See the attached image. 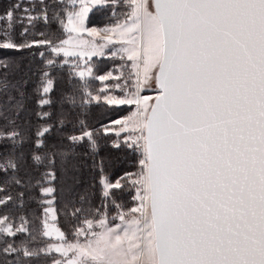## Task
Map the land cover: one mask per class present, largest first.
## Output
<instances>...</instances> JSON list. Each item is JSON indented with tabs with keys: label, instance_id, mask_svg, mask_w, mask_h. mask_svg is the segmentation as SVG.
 <instances>
[{
	"label": "snow or ice",
	"instance_id": "snow-or-ice-1",
	"mask_svg": "<svg viewBox=\"0 0 264 264\" xmlns=\"http://www.w3.org/2000/svg\"><path fill=\"white\" fill-rule=\"evenodd\" d=\"M20 8L13 5L0 20L14 24ZM94 8H109L114 16L118 9L126 11L102 35L86 27ZM31 11L36 14L26 17L29 24L55 21L67 37L58 43L29 41L24 27L20 35L25 39L19 43L5 31L0 51L46 45L53 54L39 52L46 65L37 88L40 106L52 103L55 77L49 69L69 64L66 58L76 61L69 76L79 78L77 91L87 97L82 104L134 106L126 118L112 121L118 128H95L81 119L79 134L67 137L69 147L89 144L96 151L102 135L127 133L113 146L123 144L142 158L138 171L126 172L115 183L103 182L105 198L111 199L113 188L130 186L138 203L117 217L97 209L69 239L58 227L57 190L50 186L57 179L58 158L66 154L59 151L62 145L50 148L47 143L52 125L38 130L31 159L47 166L37 183L49 185L41 187L49 197L42 235L55 242L39 250L25 247L23 255L59 253L52 264H264V0H154L152 5L148 0H55L51 5L38 0ZM84 33L91 39H84ZM109 45H119L110 55L130 62L120 66L129 69L128 75L94 71L89 62ZM0 66L8 64L0 61ZM95 81L103 83L97 94L84 91ZM149 88L154 97L142 94ZM68 100L76 102L74 95ZM0 139L13 146L22 142L15 130L0 131ZM19 167V158L10 152L0 172ZM83 211L74 208L71 215L79 220ZM20 219L17 226L10 216H0V234H31V222ZM20 251L7 240L0 248L5 257Z\"/></svg>",
	"mask_w": 264,
	"mask_h": 264
},
{
	"label": "trees",
	"instance_id": "trees-1",
	"mask_svg": "<svg viewBox=\"0 0 264 264\" xmlns=\"http://www.w3.org/2000/svg\"><path fill=\"white\" fill-rule=\"evenodd\" d=\"M17 3L21 4V8L15 11V16L20 19H17L14 24L13 21L0 20V38H3V33L7 31L18 43L23 42L25 37H22L20 33L24 27L29 28L26 37L29 41L48 39L58 43L66 35L61 25L55 21L49 23L36 21L34 26L29 24L26 17L36 14L31 10L37 7L38 0H0V16ZM46 3L51 5L55 3V0H46ZM25 9L29 11L26 12ZM124 11L126 9H118L117 15L114 16L109 8H94L88 14L86 24L102 26L118 22L122 17L120 14ZM9 24L13 27L9 28ZM41 32L44 33L43 36L40 35ZM40 51H44L46 56L53 55L47 51L46 45L33 46L31 49L20 51H0V61L8 64L7 68L0 66V131L15 130L22 137V142L15 146L11 140L0 139V164L6 163L10 152L13 158L18 157L20 161L18 171L9 170L7 174L0 172V199L5 201L0 204V216H10L17 226L21 224V217L31 222V234L17 233L15 237L0 234V248L7 240L14 247L21 249L19 253L7 257L0 252V264L5 260L7 264H52V259L57 256L53 252L41 253L38 257H26L22 251L25 247L39 250L51 240L42 235V220L47 196L41 192V187L48 184L37 183L48 169L45 164L37 165L31 159L33 152L36 151V133L45 125L53 126L52 131L45 134L49 147L55 148L57 145H62L59 151L66 154L62 159L58 158L55 169L57 179L50 186H54L57 190L53 195L56 197L54 206L58 209V226L69 237H72V232L85 216L88 218L96 216L97 209L114 217L115 212L127 210L135 202L133 188L130 186L121 189L113 188L111 199L105 198L103 182L112 183L124 176L126 172L138 171L140 167L138 161L142 158L139 152H133L123 144L119 148L114 147L113 141L120 140V136H116L114 132L102 135L98 139L96 151H93L89 144L69 147L67 140L69 135L79 134L76 129L79 128L81 119L95 128H100L101 125L115 126L112 121L132 106L114 108V106L98 104L95 101L82 104V98L86 100L87 97H82L77 91L80 88V84L76 83L79 78L73 79L69 76L73 66L71 58H66L69 64L49 69L55 77L54 90L49 94L52 103L50 106H40L37 103L39 98L37 88L46 67L43 58L39 56ZM90 63L94 66V71L98 68L100 73L115 69L117 72L124 71L125 75H128L129 69L120 67L128 62L109 54L94 56ZM5 83L6 89L3 86ZM101 83L95 81L84 91H92L95 95L96 90L102 88ZM73 95L75 104L68 100V97ZM43 112H48L50 115L42 118ZM61 120L64 121L63 126L60 125ZM15 179H20L21 184L17 185ZM121 183L124 184V181ZM21 193H23L22 197ZM8 197L11 199L9 200ZM117 204L121 207L117 208ZM74 208L84 210L79 214V220L71 215Z\"/></svg>",
	"mask_w": 264,
	"mask_h": 264
},
{
	"label": "rangeland",
	"instance_id": "rangeland-1",
	"mask_svg": "<svg viewBox=\"0 0 264 264\" xmlns=\"http://www.w3.org/2000/svg\"><path fill=\"white\" fill-rule=\"evenodd\" d=\"M148 2H149V5H152L153 4V0H148ZM123 19V16L118 20V22H120L121 20ZM118 22H115V23H112V24H108V25H102V26H98V25H93V24H86V27H88V28H96L97 30H99V31H101V34L102 35H105L106 33H104L103 32V29H105V28H109V27H113V26H115ZM86 23V22H85ZM67 37V33H66V35L62 38V39H64V38H66ZM83 38L84 39H91L90 37H88V35H87V33H84L83 34ZM96 41H97V43L98 44H102L103 43V41L99 38V37H97L96 38ZM119 47V45H109L108 47H105L104 49H103V51H104V54L105 55H108L109 53H110V50L111 49H113V48H118ZM110 55V54H109ZM71 60V62H73V64L76 62L75 61V59L74 58H71L70 59ZM81 64H82V61L80 62ZM90 63V62H89ZM91 64V63H90ZM128 64H130V62H128ZM100 74H104V73H100ZM101 87H103V83H101ZM158 91V90H157ZM142 94H144V95H150V96H155L156 95V92L155 91H152L150 88L149 89H146L145 90V92L144 93H142ZM134 110V106H132L131 108H129L123 115H120L119 117H116L114 120H120V119H124V118H126L130 113H131V111H133ZM113 120V121H114ZM109 127H116V128H118L119 126L118 125H115V126H109ZM127 135V133H121L120 134V138L119 139H121V137H123V136H126ZM118 139V140H119ZM132 172V171H131ZM117 180H115L114 182H112V183H115ZM49 186V185H48ZM136 193H135V190L133 189V196L135 195ZM49 199V197H46V199H45V201H47ZM138 203V201H135V202H133L132 204H131V206L130 207H133V206H135L136 204ZM49 205L46 203V205H45V207H44V210H45V208H47ZM129 207V208H130ZM119 212H127V210H124V211H119ZM118 212V213H119ZM118 213L117 212H115V214H114V217H117L118 216ZM44 216H45V211H44V214H43V218H44ZM110 217V216H109ZM112 221L110 220V223H111ZM116 223H119V220L117 219L116 221H115ZM59 227V226H58ZM51 240L47 243V244H49V243H53V242H55V238L54 237H52V238H50ZM69 239H72V237L70 236L69 237ZM76 239H78V240H80L81 242H83L84 241V237H76ZM57 254V256H56V258L57 259H59L60 258V254L59 253H56Z\"/></svg>",
	"mask_w": 264,
	"mask_h": 264
},
{
	"label": "water",
	"instance_id": "water-1",
	"mask_svg": "<svg viewBox=\"0 0 264 264\" xmlns=\"http://www.w3.org/2000/svg\"><path fill=\"white\" fill-rule=\"evenodd\" d=\"M153 3H154V0H153Z\"/></svg>",
	"mask_w": 264,
	"mask_h": 264
}]
</instances>
